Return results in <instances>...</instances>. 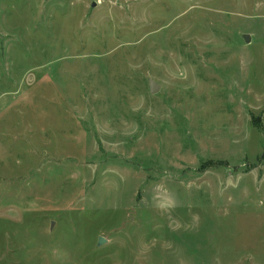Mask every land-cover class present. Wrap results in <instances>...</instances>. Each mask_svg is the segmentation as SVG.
<instances>
[{
	"label": "rangeland",
	"instance_id": "obj_1",
	"mask_svg": "<svg viewBox=\"0 0 264 264\" xmlns=\"http://www.w3.org/2000/svg\"><path fill=\"white\" fill-rule=\"evenodd\" d=\"M0 264H264V0H0Z\"/></svg>",
	"mask_w": 264,
	"mask_h": 264
},
{
	"label": "water",
	"instance_id": "obj_2",
	"mask_svg": "<svg viewBox=\"0 0 264 264\" xmlns=\"http://www.w3.org/2000/svg\"><path fill=\"white\" fill-rule=\"evenodd\" d=\"M94 6V5H93ZM250 37L248 35H244V41L245 42H249ZM159 89V86L153 82V81H149V91L151 94H155ZM105 243L103 238H99L98 242H97V246H101Z\"/></svg>",
	"mask_w": 264,
	"mask_h": 264
}]
</instances>
